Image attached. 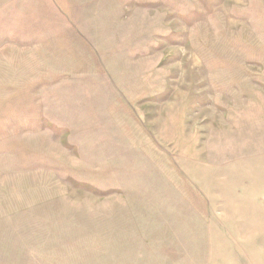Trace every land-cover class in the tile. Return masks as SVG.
<instances>
[{
  "label": "rangeland",
  "instance_id": "rangeland-1",
  "mask_svg": "<svg viewBox=\"0 0 264 264\" xmlns=\"http://www.w3.org/2000/svg\"><path fill=\"white\" fill-rule=\"evenodd\" d=\"M0 264H264V0H0Z\"/></svg>",
  "mask_w": 264,
  "mask_h": 264
}]
</instances>
